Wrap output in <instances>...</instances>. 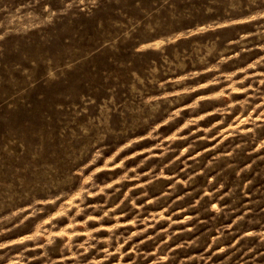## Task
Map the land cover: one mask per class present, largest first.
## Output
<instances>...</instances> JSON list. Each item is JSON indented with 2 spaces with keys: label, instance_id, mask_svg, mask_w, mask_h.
<instances>
[{
  "label": "rangeland",
  "instance_id": "rangeland-1",
  "mask_svg": "<svg viewBox=\"0 0 264 264\" xmlns=\"http://www.w3.org/2000/svg\"><path fill=\"white\" fill-rule=\"evenodd\" d=\"M0 264H264V0H0Z\"/></svg>",
  "mask_w": 264,
  "mask_h": 264
}]
</instances>
